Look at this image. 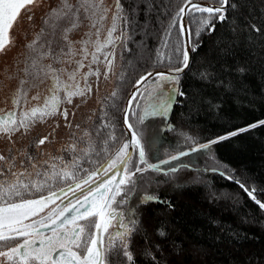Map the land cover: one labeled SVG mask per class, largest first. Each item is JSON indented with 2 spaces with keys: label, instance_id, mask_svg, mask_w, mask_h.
Returning a JSON list of instances; mask_svg holds the SVG:
<instances>
[{
  "label": "snow or ice",
  "instance_id": "obj_1",
  "mask_svg": "<svg viewBox=\"0 0 264 264\" xmlns=\"http://www.w3.org/2000/svg\"><path fill=\"white\" fill-rule=\"evenodd\" d=\"M39 3L40 0H0V53L14 44L11 29L21 10L30 12L29 6H39ZM163 6L172 11L166 13L168 23L162 32V43L156 49L154 67L163 66L167 70L147 71L136 81V91L122 110L123 124L129 133L126 141L121 143L115 134V116L120 111L118 86L104 102L103 114L94 131H82L77 142L64 149L73 154L70 162H65L62 156L49 157L41 165L37 163L38 157L26 149L15 152L9 149L8 155L0 154V264H116L117 261L134 264L131 245L141 228L142 206L158 203L174 208L158 193L138 192L143 173H162L179 188L182 181L177 174L188 165L173 164L174 161L204 152L214 144L264 125L261 120L206 143L193 141L188 150L169 152L167 158L149 162L146 148L151 146L150 141L144 129L137 125H144L150 118L166 119L174 102L188 98L180 83L185 73L201 84L225 89L231 86L212 60H205L193 69L191 53L202 46V35L211 36L218 24H226L242 12L239 0H213L206 4L180 0L179 5L169 0ZM144 10L152 12L155 5L146 2ZM109 12H112L111 24L105 29ZM28 19L31 21L32 16ZM132 22L121 0H115L113 8L106 6L105 0H59L43 18V27L36 39L25 45V67L11 97L12 110H0V138L12 142L17 133L24 136L37 123H45L57 115L71 128L68 110L61 105L72 104L74 97L86 99L93 91L90 78L95 77L98 82L103 75L108 79L109 73H113L118 43L126 46L130 38L127 28ZM81 26L88 27L89 31L84 38L74 41L71 36ZM230 31L254 33L252 37L245 35V42L251 44L258 36L264 49V31L260 26L252 23L242 29L233 21ZM217 47L226 60L231 45L221 40ZM228 71L232 69L222 64L221 72ZM234 71L244 74L247 69L237 67ZM119 79L123 80L122 74ZM45 84L47 94L42 95L40 87ZM148 84L152 88L145 96L140 89ZM33 90L36 94L29 97ZM138 96L145 102L135 104L142 113H137L133 107ZM192 102L195 103V99ZM130 117L136 120V125L130 122ZM47 140L45 136L30 142L29 146L39 148ZM81 143L83 146L79 147ZM86 164L90 167H85ZM164 165L170 167L164 168ZM227 178L264 210V202L257 198L255 188L250 189L234 176ZM50 205L55 207L39 219H32ZM156 233L166 238L163 229L158 228ZM156 247L159 248V244ZM144 252L158 264L151 247Z\"/></svg>",
  "mask_w": 264,
  "mask_h": 264
},
{
  "label": "trees",
  "instance_id": "obj_2",
  "mask_svg": "<svg viewBox=\"0 0 264 264\" xmlns=\"http://www.w3.org/2000/svg\"><path fill=\"white\" fill-rule=\"evenodd\" d=\"M122 1L133 22L129 26L127 54L121 68L123 80L119 79L117 83L120 111L115 116V134L121 143L126 136L122 110L136 81L147 71L166 69L154 67V59L168 23L166 13L172 11L163 6L169 0ZM146 2L154 4L155 10L146 12ZM239 2L241 14L233 16L232 9H229L233 19L226 24H218L217 31L211 36L202 35V46L192 53L193 69L200 67L205 60H212L221 77L227 79L231 86L225 89L201 84L191 74L185 73L180 83L188 98L174 102L166 119L155 117L147 120L154 122L153 126L149 125L150 132H153L152 128L156 135L162 132L157 149L189 141L206 143L264 120V49L258 42L260 37L256 36L255 41L248 44L245 35L252 37L254 33L234 34L230 31L233 21L242 29L254 23L264 31V0ZM179 3L180 0H174L175 5ZM221 40L231 45L226 60L217 47ZM224 63L232 71L221 72ZM237 67H244L246 73L238 74L234 71ZM161 125L163 129L159 128ZM209 154L224 175L212 172L215 167ZM134 158L137 159L135 153L133 161L136 160ZM179 163L188 165L177 174L182 181L179 188L174 186V180L162 173L146 171L140 177L138 192L158 193L174 208L158 203H149L141 208V228L131 245L134 264H157L145 254L147 247H151L152 253L158 257V264H264V210L227 178L234 176L250 189L255 188L257 198L264 202V125L214 144L209 151L183 157ZM136 199L134 196L133 201ZM158 228L165 231L166 238L157 235Z\"/></svg>",
  "mask_w": 264,
  "mask_h": 264
},
{
  "label": "rangeland",
  "instance_id": "obj_3",
  "mask_svg": "<svg viewBox=\"0 0 264 264\" xmlns=\"http://www.w3.org/2000/svg\"><path fill=\"white\" fill-rule=\"evenodd\" d=\"M58 3L59 0H40L39 6H29L31 8L30 12H26L22 9L17 20L14 22L13 28L11 29V35L14 39V44L8 47L5 52L0 53V110H3V112L12 110L11 97L19 86V79L23 75L22 69L25 67L24 61L27 55L25 45L36 39L37 35L41 32V28L43 27V18L50 11V9L56 7ZM121 3L125 6L122 0ZM105 4L106 6L113 8L115 0H105ZM29 15L32 16L31 21L28 19ZM111 16L112 12H109L108 19L104 25L105 29H107V27H109L111 24ZM88 31V27L81 26L76 32L72 34L71 38L74 41H79L84 38L85 33ZM127 34L129 35V27L127 28ZM101 39H103V35L101 36ZM127 43L128 40L125 47L119 46L118 43L116 49V59L113 68L114 74L109 73L107 80H105L102 75L98 82L96 81L95 77L90 78L89 82L92 84L93 91L86 99L74 97L72 104L61 105L62 109L66 108L68 110V121L72 125L71 128L66 126L67 122L62 116L57 115L48 119L45 123H37L24 136H21L20 133H17V135L12 138V142H10L7 138H0V154L8 155L9 149H12L13 152H15L16 149H26L29 153L35 154L38 157L37 163L41 165L43 164V161L49 157L62 156L64 157L65 162H70L72 160L73 154L71 152L64 151V149L69 144L77 142L78 138L82 134V131L86 130L93 132L95 126L99 123V118L103 114L102 107L104 102L111 96L112 92L117 89V83L119 81V77L121 76L122 64L127 54ZM76 47L79 48V45H76ZM102 58L103 57H101V59ZM87 70L88 69L85 68L83 71L86 72ZM103 71L104 68L101 66V72L103 73ZM46 88L47 84L41 85L40 91L42 95L47 94ZM151 88L152 85L149 84L143 89L142 92L145 96L147 95V92L151 90ZM35 94L36 91L33 90L29 92V97ZM32 103L35 102L33 101ZM136 103L144 105V100L140 99L138 96L137 101L134 102L133 105L137 113H142L141 108L135 107ZM29 107H31V104H29ZM0 114H2V112H0ZM130 122L134 125L137 124L136 120L132 119L131 117ZM76 125H79L80 127L77 128ZM149 125L153 126L154 122L146 121L144 125H137V127L144 129V135L146 139L150 141L151 146L146 148V156L150 163H157L159 160L167 158L169 152H178L184 148L188 150L193 142L189 141L185 144L182 142L181 145L177 146H163L162 149L159 150L157 149V145L161 142L162 138L159 136L162 134V132L157 133L156 135V130L152 127L151 128L153 129V132H150ZM159 128L163 129V126L161 125ZM73 133H75V137L73 136ZM45 136L48 137V140L44 145H40L39 148L29 146L30 142L37 141L41 138H44ZM185 145L187 147H185ZM78 146L82 147L83 144L81 143ZM208 157L214 163L213 165L215 170L213 168L212 172L223 173L220 167L217 166V162L213 159V157L210 154ZM182 159L183 157L181 160ZM177 163L178 161L173 162V164ZM168 167L170 166L168 165Z\"/></svg>",
  "mask_w": 264,
  "mask_h": 264
},
{
  "label": "water",
  "instance_id": "obj_4",
  "mask_svg": "<svg viewBox=\"0 0 264 264\" xmlns=\"http://www.w3.org/2000/svg\"><path fill=\"white\" fill-rule=\"evenodd\" d=\"M198 2H199V3H202V4L210 3V2H208V1H199V0H198ZM21 11H22V10H21ZM191 56H192V53H191ZM166 70H167V69H165V70H157V71H166ZM153 72H156V71H153ZM140 90H141V89H140ZM134 91H136L135 88L132 89V91L130 92L129 96H130ZM129 96H128V98H129ZM128 98H127V101H126L125 105H126L127 102H128ZM122 123H123V115H122ZM123 129H124V131H125V135H126L124 141H126V140L129 138V133L127 132V130H126L124 124H123ZM57 202H58V201H57ZM65 202H66V200H65ZM50 206H51V205H50Z\"/></svg>",
  "mask_w": 264,
  "mask_h": 264
},
{
  "label": "flooded vegetation",
  "instance_id": "obj_5",
  "mask_svg": "<svg viewBox=\"0 0 264 264\" xmlns=\"http://www.w3.org/2000/svg\"><path fill=\"white\" fill-rule=\"evenodd\" d=\"M59 203H60V201L57 202V204H59ZM54 207H55V205H51V206H49V208L45 209L44 212L40 213L39 216L33 217L32 219H39L40 216L45 215L48 211L51 210V208H54ZM82 223H86V222H82ZM45 231H46V230H45Z\"/></svg>",
  "mask_w": 264,
  "mask_h": 264
}]
</instances>
